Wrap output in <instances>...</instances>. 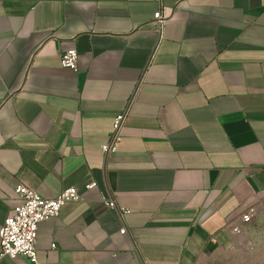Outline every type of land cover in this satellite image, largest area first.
<instances>
[{
    "label": "crops",
    "instance_id": "0c3cea01",
    "mask_svg": "<svg viewBox=\"0 0 264 264\" xmlns=\"http://www.w3.org/2000/svg\"><path fill=\"white\" fill-rule=\"evenodd\" d=\"M18 185L80 196L38 225L39 264H213L254 247L264 0H0V225Z\"/></svg>",
    "mask_w": 264,
    "mask_h": 264
},
{
    "label": "built area",
    "instance_id": "2783aa9c",
    "mask_svg": "<svg viewBox=\"0 0 264 264\" xmlns=\"http://www.w3.org/2000/svg\"><path fill=\"white\" fill-rule=\"evenodd\" d=\"M153 25L157 31H160L166 20L156 12L153 15ZM77 52L67 50L60 56L61 67L75 71L77 65ZM124 114H118L114 117L111 133L108 141L101 146L102 154L112 156L116 153L120 145V128L124 121ZM94 187V184L88 188ZM18 204L5 217L0 225V260L16 257H24L28 264H39L36 260L35 242L38 225L48 219L54 218L62 205L72 201L80 200L79 194L74 189H66L51 199L42 198L37 192L28 189L23 185H18L14 189ZM105 206L109 210H116L115 200H106ZM120 213L124 210L117 209ZM252 211L242 216L243 222H248ZM124 234V229L120 230Z\"/></svg>",
    "mask_w": 264,
    "mask_h": 264
},
{
    "label": "rangeland",
    "instance_id": "374dc122",
    "mask_svg": "<svg viewBox=\"0 0 264 264\" xmlns=\"http://www.w3.org/2000/svg\"><path fill=\"white\" fill-rule=\"evenodd\" d=\"M213 261V264H264V237L254 247L218 254Z\"/></svg>",
    "mask_w": 264,
    "mask_h": 264
}]
</instances>
